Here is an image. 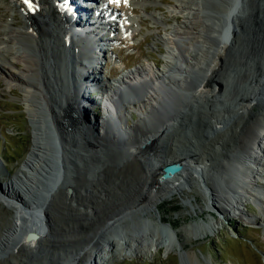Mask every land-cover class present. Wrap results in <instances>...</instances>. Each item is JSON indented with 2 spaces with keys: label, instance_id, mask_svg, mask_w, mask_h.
Instances as JSON below:
<instances>
[{
  "label": "bare ground",
  "instance_id": "bare-ground-1",
  "mask_svg": "<svg viewBox=\"0 0 264 264\" xmlns=\"http://www.w3.org/2000/svg\"><path fill=\"white\" fill-rule=\"evenodd\" d=\"M145 1L148 0H101V3L106 8L111 9L112 16L116 14V17L121 18V12L124 11H122V9L131 11L134 5ZM208 2L209 0H176V2L169 3L166 12L169 14V18L173 19L171 23L162 22V20H169V18L164 15L157 17L154 13L156 15H153L154 19L158 20V23L161 25L163 34L162 36L160 35V40L163 42L165 48L164 54L162 55L161 68H156L153 64L147 63L145 66H138L128 71L122 69L119 71L117 77L113 79V82L100 77V80L91 81V83L95 85L93 88H83V93L80 92L79 94L85 97V100L91 98L94 101L98 100V105L100 106L98 109L100 108L101 114L98 116H95L90 110L87 111L89 122L97 126V133L94 134L88 125L84 123L79 114L80 107L74 95L75 91L73 89L72 78L75 72L68 64L70 60L67 54L69 56L71 49L69 47L67 48L66 38L68 35L72 36V39L75 37H73L74 33L66 31L67 16H62L60 10L55 8L48 0H29V3H25V0H0V84L5 81L9 89H11L12 86H17V88L22 89L24 92L25 108L29 113V122L33 127L34 134L28 157H26L19 166L17 173H15L13 177L11 176V179H8L9 181L3 185L4 187H2L0 191L2 194L0 195V204L4 205L10 212V220L7 221L4 228L0 231V261L2 260L1 251H3V249L6 251L4 254L9 255L10 259L5 257L0 264H33L32 261H35L34 256L37 254V250L46 251V248H48L46 246H56L59 242L64 243L66 240H69V237L64 239L59 238V236L53 233L52 229L55 230V228L47 217L46 220L52 227L45 231L42 226L40 228L42 232L39 233V238H28L24 230L36 225L35 221L37 216L40 219L39 223H41V214L43 212L44 214L48 213V215L50 213L49 208L43 205L41 199L35 197L38 192L40 194V186H38L39 180L43 179L47 184L51 185V188L47 190V193L52 195L51 198L54 196L52 190L59 193L56 185L60 182L61 168L57 163H62L63 168L67 163V159L64 160V157H67V151H69L67 136L72 132L79 134L81 131L79 127H77L76 122H79V126L88 131L89 138H92L94 135L92 138L94 142L80 144L78 140L74 139L73 143H70L72 144L71 146L74 145V148L87 147L86 151L89 149L100 150L102 148H108V146H113L116 143L121 144L122 142L123 145H125L123 149L126 150L130 157L125 159L126 162L129 163L128 165L131 166L130 170L135 173L138 170V166L143 169L147 167L150 170L148 172L149 174L146 173L147 175H144V182L142 181L141 183L142 187L140 189L143 192L142 200H138L131 205H127L128 203H120L123 198H118L120 202L113 204V206L100 205L96 200L97 198L104 197L103 195H105V193L103 192L107 189L104 188L103 192L99 191L100 195H93L94 191L92 189L87 190L92 193L91 195H83L79 193L81 191L77 192L75 186L76 182L68 180L64 189L67 190L68 185L73 187V193H68L67 195L70 201H72L70 207L75 211L68 214V217L72 216L75 221L78 222L83 221L81 224L87 227L90 226L91 220H96L99 217V215L96 214L104 215L108 212L109 215L112 214L110 218H105L106 220L100 221L97 227L99 233H96V236L99 237L101 244L98 243V245L89 246V252H87L83 258H80L81 260L79 259L80 261L78 264H99L102 260V256L99 254V244L105 248H110L113 244L120 245V241L116 240V238L110 239L105 236L103 233L105 230L112 227L117 221L122 222L127 217L131 216L132 213L139 210L143 205L152 202L154 197L157 202H162L167 200L168 194L178 190H186L185 186H182L184 180H189L188 183L190 184L188 187L190 189L191 184H196V182H198V188L203 189L202 192L207 196V191L210 190L208 186L209 183H205V181L202 182L200 179L204 180L205 175L213 171L217 162L215 160H209L205 150L206 148L208 149V146L209 148L213 146V156L216 157L221 154L219 151H222L223 148L220 149V147L228 144L224 137L226 136V132L231 130V128L240 129L239 126L242 124L250 125L248 134L242 133L238 135L237 138L239 139V143L242 144V150L238 154L231 152V150H229L226 155L223 153L226 156L223 158L226 167L218 172L219 177L224 178V180H227V183H229L231 187L230 191L225 192L226 196L224 197V192L221 193L219 191L211 195L213 198L212 210L223 213L228 206L231 207L232 210L237 211L238 215L243 216L240 205L245 199V201L248 202L253 201V203L256 202V204L259 203L260 211L264 212V187L259 190L256 185L257 181L264 180V110H255L254 108L255 106L259 107L264 104V63H259L260 66H262H259L260 72L256 73L253 71L246 82L251 87V91L245 92V89H242L239 92L241 94L239 100H242L239 107L242 111L239 121H236V114L230 116L229 110H227L230 108L229 103L232 102V99H226L228 98L227 94L231 91L228 87L234 75L233 73H229V76H227L222 68L223 63L229 58V51H234L235 49L233 48L238 46L237 43L241 40L240 29L244 26L241 24L243 21L251 23L254 27L257 21L256 19L258 18L257 22H259V24L257 26L261 23L260 28H262L261 30L259 29L261 32L257 35L254 28L249 27V29H247L250 31L248 36L250 39L253 38L254 41H264V0H222L219 9H215L216 7L213 8L214 6H209ZM255 3L257 4L256 6L254 5ZM25 6L27 8H25ZM6 9H13L20 14L22 13L24 25L21 26V24L17 28L7 30ZM24 12L30 13L33 21L32 23H30L28 16L26 17L24 15ZM120 20H123L121 22L124 25L129 24L131 21L124 18ZM132 21L135 22V20ZM9 22L11 23V21ZM114 24L115 21L113 18L106 21V25H108L111 32H117L119 30V28L118 30L115 28ZM47 25L51 27L46 28ZM135 25L136 29L134 30H137V23ZM46 31L53 34L56 41L64 47V51L66 52L65 56L68 58L65 62V75H67L66 84L60 83L57 79L55 80L56 87L51 83V85L47 86L48 90L45 89V85L43 86L38 78L40 74L38 61L41 59L39 60V57L36 59L34 57H29L25 48H22V39L29 38L39 52L41 47L48 52L47 46L49 45L40 44L44 41L43 36L46 35ZM132 31L131 28L130 32ZM120 32H118L119 35H121ZM79 34L80 33L77 32L75 36L77 35L79 37ZM100 35L102 37L106 36L102 40L101 38L99 40L102 43L100 46L105 52V50H108V46L110 47L112 44L113 38H111L110 33L105 30L103 33L101 32ZM251 35H253V37ZM77 42L79 44L83 43L80 40H77L76 43ZM72 43L74 44V41H72ZM79 44H76V47L74 45V48H77V58H80L78 49ZM261 45L262 44L259 46ZM251 47L255 48L252 45ZM85 53L82 56V59L88 62V66H85L88 71L86 72L87 75L85 78H94L97 76L96 69L94 68L92 72L88 70L91 68L89 65H91L92 56H89L90 54L88 55L86 51ZM53 57H51L53 60V67H55L53 71L56 72L58 66L54 65V60L56 61V59ZM234 60L235 59H233L232 62ZM234 62L236 63V61ZM118 65V68H121L124 66V63L118 62ZM15 71L19 72V74ZM69 73L70 77L72 76L71 80L69 79ZM240 76L241 75H239V77ZM81 77L82 76L78 74V78L81 79ZM99 87H105V89L101 90ZM92 89L94 91L101 90V92L104 91V93L101 94V92H98L96 96H88ZM122 91L126 92L124 93ZM50 93L52 95H50ZM122 97L131 98L133 101H128L124 104L119 101ZM189 97H192L194 100L195 106L193 108L188 107V103H185ZM71 98L72 101L70 100ZM201 99H206L214 104L223 105V109H226L227 112H216L210 120H203L204 125L207 127L205 131L203 129L204 133H196L192 127L182 132L186 126H189V124H186L187 120H191L190 122L192 123V117H196V108L199 107L201 110V107L204 106L201 103ZM178 100L185 104H178L179 109L177 111L174 110L175 113L170 115L169 113L171 111L169 107L176 101L178 102ZM96 104L97 103L94 102V105ZM237 105H239V103ZM132 113H137L138 119L135 121L136 123L130 125L126 122V118L132 117ZM49 120L53 124L52 130L54 131L56 140L61 143V149H55L51 140L52 143H50L51 145L53 144L52 146L54 147L52 155L50 151L51 147L49 148L48 143L45 142V137L48 138L49 136V138H51V128L48 124ZM65 120H67L68 123H66ZM152 125H156L155 129L151 127L148 128V126ZM58 128L60 133L59 136ZM144 129L146 130L145 132ZM47 132L49 135H47ZM133 135H136L134 139ZM135 138L137 139L135 140ZM165 138L168 139L164 143ZM125 139L127 140L126 143L124 141ZM119 140H121V142ZM53 141L55 143V139ZM203 144H206L202 147L204 149L200 148ZM228 148L225 147L224 150ZM71 152L72 153L68 152V157L72 156L70 160L76 162L77 159H74V157L77 156V154L73 151ZM177 162H183L186 166L187 169L183 174L167 181L158 189L153 188L151 183L154 180L156 172L165 165H174ZM118 165V167L121 166L120 168L124 166H122V163ZM124 167L126 169V166ZM127 168L129 169V167ZM119 169H116V175V172L121 173V169ZM83 180L87 181L86 183L90 188H97L92 184L95 183L92 177H88L87 175ZM1 186L0 184V188ZM84 187L85 186L82 188ZM112 190L115 189H111L109 192L110 194L116 191ZM12 193H14V195L16 194L19 199H14ZM41 194L43 195L42 192ZM73 202H75V204ZM82 207H84L86 211H83ZM89 209H92L93 212L90 213ZM244 220L247 223L251 221L249 218L245 217ZM74 226L75 227L70 226V228L67 229L66 235H73L75 238L78 235L82 236L84 232H86V234L90 233L89 227L79 231L77 226ZM74 228L75 230H72ZM22 232L23 234L21 236L24 237L20 238L19 233ZM168 247L169 246L163 241L153 243V240H151L145 252L149 250L157 251L160 248L167 249ZM131 248L132 247L129 246L128 250ZM29 254H32L33 258L30 257L29 259ZM56 254L63 253L58 251ZM134 255H137V253Z\"/></svg>",
  "mask_w": 264,
  "mask_h": 264
},
{
  "label": "rangeland",
  "instance_id": "rangeland-1",
  "mask_svg": "<svg viewBox=\"0 0 264 264\" xmlns=\"http://www.w3.org/2000/svg\"><path fill=\"white\" fill-rule=\"evenodd\" d=\"M211 1L209 0V4L207 3L209 6H214L213 8L216 7L215 9L220 8L219 6H221L220 2L222 0ZM172 2H176V0H148L137 3L133 8H131V11L128 9H122V11H124L121 12V18L116 17L115 19L117 21L115 28H117V30L119 28L121 32L119 30L118 32H120L121 35H119L118 32L110 34L113 37H118V40L113 41V45H110L112 52L107 53L108 60L106 67L103 69L104 71L98 68L96 70L97 76H95L92 80L97 81L100 80V77H103L104 79L108 78V80L111 81L117 77L119 71L122 69H126L128 71L129 69H135L138 66H145L147 63L153 64L156 66V68H161L162 55L164 54L165 50L163 42L160 40V35L162 36L163 33L161 30V25L158 23V20L154 19L153 15L156 14L157 17L164 15L165 17L169 18V14L166 12V9H168L167 7L169 6V3ZM254 5L256 6L257 4L255 3ZM6 10L7 30L17 28L21 24V26L24 25L22 13L21 15L13 9ZM127 16L130 17L128 18ZM122 18L131 21L129 24L124 25L121 22L123 20H120ZM8 20L11 21V23ZM132 20H135V22ZM256 20L258 21V18ZM257 21L255 22L254 27L251 23H247L246 21L241 23L244 25L243 28L240 29L242 41L240 40L237 43L238 46L234 45L236 47L233 48L235 49V52L229 51V58L222 65V68L227 76H229V73H233L235 76L234 77L232 75L233 78L230 80L231 84L228 88L231 89V91H229L227 94L228 98L226 99H232V102L229 103L230 108L227 110H229L230 116L234 114L237 115L236 121H239L240 114H242V111L239 108L240 102H242V100H239L241 95L239 92L242 89H245V92L251 91V87L246 82L253 71L256 73L260 72V67L262 66H260L259 63H264V41H254L253 38L250 39L248 36L250 31L247 29H249V27L254 28V30L257 32V35L261 32V23L259 26H257L259 24ZM162 22L171 23L173 22V19H165L164 21L162 20ZM136 23L137 30H134L136 29ZM49 27L51 26H46V28ZM131 28L133 30L132 32H130ZM251 36L253 37V35ZM22 40V48H25L29 57H34L35 59L39 57V60L41 59L38 61L40 68V74L38 78L42 82L43 86L45 85V89L48 90L47 86L51 85V83L55 85V80L57 79L60 81V83L62 82V84H66L67 75H65V62L69 56L68 54L67 57L65 56L66 52L64 51V47H62V45L56 41L54 35L46 31V35L43 36L44 41L43 43H40L41 45H49L47 46L49 53L43 50L42 47L40 48L41 50L39 52V50L35 45H33L31 39L29 38ZM259 43L262 45L259 46ZM251 45L255 48L251 47ZM51 57L56 59V61L54 60V65L58 66L56 72L53 71L55 67H53V60ZM233 59H235L234 61H236V63L234 61L232 62ZM69 60L70 61L68 64L70 66L72 60L70 58ZM112 60H114V64H116L117 67L119 66L118 62L124 63V66L116 69L113 67V63H111ZM243 64L246 65L244 66ZM15 72L19 74V72ZM239 75L241 76L239 77ZM111 82H113V80ZM3 83L0 84V161L4 165L7 174L3 173L5 172L3 171V165L0 164V184L2 187H4L3 185L7 181H9L8 179H11L15 173H17L19 166L26 159V157H28L34 135L33 127L29 122V113L25 108L23 96L24 92L21 88H17V86H12V88L9 89L6 82L4 81ZM54 87H56V85ZM90 93L88 96L93 95ZM50 95L52 94L50 93ZM125 99H128V97ZM70 100L72 101V98ZM192 100L193 98L189 97L185 102L188 103V107L193 108L195 106L194 100ZM237 102L239 105H237ZM185 103L181 102L180 100L173 103L169 107L171 111L169 114L173 115V113L179 109L178 104L183 105ZM201 103L204 106L201 107V110L199 107L196 108V117H192V123L190 122L191 120H187L186 124H189V126H186L182 132L186 131L189 127H192L196 133H204L207 127L204 125L203 120H210V118L214 115V113L216 114V112H227L226 109H223V105L214 104L206 99H201ZM254 108L255 110H264V104L259 107L255 106ZM137 119L138 116L132 113V117H127L126 121L128 124L133 125V123H136L135 121H137ZM78 123L79 122H76V125L81 130L79 134L72 132L67 136V146L69 145V151H67V157H64V160L67 159V163L64 165V171L60 172V182H58L56 185V188L61 195L52 190V192H54V196L51 198L52 195L47 193V190L51 188V185L47 184V182H45L43 179L39 180L38 184V186H40V194L38 192V194L35 195V197L41 199L43 205H46V207H48L50 210L48 219L50 220L51 224L53 223V227L55 228V230L52 229L53 233L59 236V238L63 239L69 237V240H66L64 243L59 242V244L56 246H46L48 247L46 248V251L37 250V254L34 256L35 261H32L33 264H78L81 260L80 258H83L85 254L89 252V249L92 245L95 246L98 245V243L101 244L99 237L96 236V233H99L97 227L100 224V221H104L105 218L111 217L110 215L112 214L109 215V212L104 215L96 214L99 215V217L96 220H91V223L89 224L90 226H87L90 228V233L86 234V232H84L82 233V236L78 235L75 238L73 235H66L67 229H69L70 226L75 227L74 225H76L79 231L81 229L87 228L81 224L83 221L78 222L75 221L72 216H67L73 211V208L70 207L72 201H70L68 198L69 196L67 195V190L64 189L68 180L76 182L75 186L77 192L81 191L79 193H82L83 195H91L92 193L87 191L90 189L94 191L93 195L95 196L100 195L99 191L103 192L104 188L107 189L103 192L105 193V195H103L104 197L97 198L96 200L100 205L113 206V204L120 202L118 198H123L121 200L122 202L120 203H128L127 205H131L138 200H142L143 198V192L140 189L142 187L141 183L142 181L144 182V175L146 173L149 174L148 172L150 170L147 167L143 169L140 166H138V170L135 173L130 170L131 166H129V163H127L125 160L130 157L126 150L123 149V146L125 145H123L121 140H119L121 144L116 143L113 146H108V148H102L100 150L89 149L87 152V147H81L78 149L76 147L74 148V145L71 146L72 144H70L73 143L74 139L78 140L80 144L85 142H94L92 139L94 135L92 138H89L90 136L88 131L83 127H80ZM150 127L155 129L156 125L148 126V128ZM239 127L240 129L231 128V130L226 132V136L224 137L228 144L222 147L219 146L220 149L223 148L222 151H219L221 154L217 155L216 157L213 156V146H210V148L208 146V149L206 148L205 150L206 156H208L207 158L217 162L213 171H211L209 174H206L204 180L200 179L202 182L205 181V183H209L208 186L210 190L207 191V196H205L202 192L203 189L198 188V182H196V184H191L190 189L188 187L190 184L188 183L189 180H184L185 182L183 181L182 186H185L186 190H178L174 193H170L168 194L167 200L162 202H157L156 198L154 197L152 202L143 205L139 210L132 213L131 216L127 217L122 222L117 221L112 227L103 232L108 238H116V240L120 241V245L113 244L110 246V248H105L99 244V254L102 256V260L99 264H181V258L183 259L184 264H264V212L260 211V204L258 202V204H256L255 202V205H253L244 199L240 205L243 216L238 215L237 211L232 210L231 207L228 206L226 207V211L223 213L217 210H212L213 198L211 195L219 191L221 193L224 192V197L226 196L225 192L230 191L231 188L229 183H227V180L219 177L218 172L225 169L226 167L223 158L226 157L225 155L229 150L235 154L241 152L242 144L239 143V139H237L238 135H241L242 133L248 134L250 130L249 124H242ZM72 129L74 130L73 127ZM145 129L144 132L146 131ZM47 135H49L48 132ZM135 136L133 135V139ZM136 139L137 138H135V140ZM167 139L168 138H165L164 143ZM51 140L52 139L49 138V136L48 138L45 137V142L48 143L49 148L51 147L50 151L52 155L54 152V147L52 146L53 144L51 145ZM124 141L125 143L127 142L126 139ZM206 144H203L200 146V148L204 147ZM225 147L229 148L224 150ZM71 151L77 154V156L74 157V159H77L76 162L70 160V157L72 158V156L68 157V152L72 153ZM119 163H122V166H126V169L124 166L122 168H120L121 166L118 167ZM127 167H129V169ZM119 168L121 169V173L116 172V175L115 171ZM87 175L88 177L93 178L95 183L92 184L97 187L96 189L92 187L90 188L86 183L87 181L83 180V178L87 177ZM259 181V183L256 185L260 190L262 187H264V180ZM82 185L85 187L82 188ZM2 187L0 188V191ZM111 189H115L116 191L112 190L115 191V193L110 194L109 192ZM12 194L14 199H19L16 194ZM0 195H2L1 192ZM73 203L75 204V202ZM82 209L83 211H86L84 207H82ZM91 210L89 209L90 213H92ZM9 213L10 212L7 210V208L0 204V231L4 228V225L7 223V221L10 220ZM244 217L249 218L251 223H247L244 220ZM72 230H75V228ZM100 234L103 235L102 233ZM117 234L121 236H115ZM22 237L24 236H20V238ZM151 240H153V243L163 241L169 246L167 248L168 250L166 248H160L157 251L149 250L148 252H145V250L148 249ZM129 246L132 247L130 250H128ZM58 251H61L63 254H56ZM5 252V249L1 251L2 260L5 259V257L7 259L9 258V255L4 254ZM136 253L137 255H134ZM28 256L29 259L30 257L33 258L32 254H29Z\"/></svg>",
  "mask_w": 264,
  "mask_h": 264
},
{
  "label": "water",
  "instance_id": "water-1",
  "mask_svg": "<svg viewBox=\"0 0 264 264\" xmlns=\"http://www.w3.org/2000/svg\"><path fill=\"white\" fill-rule=\"evenodd\" d=\"M83 121L88 126L90 125V122H89L86 114L83 115ZM65 122L68 123L67 120H65ZM95 126H96V124L93 123V127H95ZM186 169L187 168H186V166L184 165L183 162H177L174 165H165L160 170H158L156 172V175L154 177V180L151 183V186L153 188L158 189V188L162 187V185H164L167 181L172 180L173 178L178 177L179 175L183 174V172ZM67 192L68 193H73V187L68 185L67 186ZM91 211L93 212V210H91ZM46 217L48 219V213L44 214V212H43L41 214V223H39V220H40L39 217L38 216L36 217V219H37V221L35 223L36 225L34 227L30 228L29 231H27V237L28 238H31V239H33L35 237L39 238L40 237L39 233L42 232V230L40 229L42 226L45 229V231L49 230L50 227H52L49 224V222H47ZM22 234H23V232L19 233V236H21ZM115 236L120 237L121 235L117 234ZM181 264H184L182 258H181Z\"/></svg>",
  "mask_w": 264,
  "mask_h": 264
},
{
  "label": "snow or ice",
  "instance_id": "snow-or-ice-1",
  "mask_svg": "<svg viewBox=\"0 0 264 264\" xmlns=\"http://www.w3.org/2000/svg\"><path fill=\"white\" fill-rule=\"evenodd\" d=\"M25 3H29V0H25Z\"/></svg>",
  "mask_w": 264,
  "mask_h": 264
}]
</instances>
